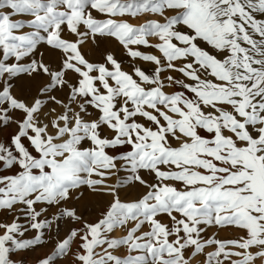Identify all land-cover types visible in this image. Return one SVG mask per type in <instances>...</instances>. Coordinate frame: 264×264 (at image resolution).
Segmentation results:
<instances>
[{
    "label": "snow or ice",
    "instance_id": "1",
    "mask_svg": "<svg viewBox=\"0 0 264 264\" xmlns=\"http://www.w3.org/2000/svg\"><path fill=\"white\" fill-rule=\"evenodd\" d=\"M4 9L0 131H12L0 140V167L16 169V174L0 175V211L26 206L30 227L39 233L51 221L39 219L46 209L37 210V204L59 205L81 185L115 197L98 222L73 229L40 264H55L75 240L82 250L75 254L78 264H190L185 250L191 248L194 257L209 245L215 251L207 254L205 264L264 261V0H0ZM169 10L175 14L167 15ZM93 11L107 19H97ZM144 14L163 17V22L134 26L115 19ZM12 15L33 17L30 26L36 31L16 35L24 25ZM65 32L76 39H65ZM97 37L114 38L133 60L155 65L152 74L140 68L133 74L123 71L111 53L105 63L89 62L81 47ZM149 37L159 43L150 44ZM41 43L61 53L57 69L43 59L21 63ZM133 46L154 47L161 55ZM166 69L192 81L167 76V86L179 85L193 98L163 91ZM201 70L215 82L202 79ZM69 73L77 83L67 79ZM21 74L46 78L31 103L13 94V79ZM57 89L68 90L67 103L52 94ZM50 102L63 111L44 112ZM89 105L98 113L95 119L85 118ZM103 128L111 130V138L101 135ZM85 140L91 148H81ZM171 140L179 145L173 147ZM118 146L130 150L121 156L106 151ZM117 160L130 166V182L148 189L136 202L122 203L116 186L105 183ZM140 170L154 173L159 183L148 184ZM161 214L170 217L171 226L157 219ZM59 215L81 219L74 209H61ZM129 222L134 226L126 235L108 238ZM145 224L150 230L141 233ZM201 226H233L245 234L238 240H204ZM0 230V264H14L10 254L42 243L41 234L19 239L24 231L15 219L0 223ZM122 247L124 257L109 251Z\"/></svg>",
    "mask_w": 264,
    "mask_h": 264
},
{
    "label": "rangeland",
    "instance_id": "2",
    "mask_svg": "<svg viewBox=\"0 0 264 264\" xmlns=\"http://www.w3.org/2000/svg\"><path fill=\"white\" fill-rule=\"evenodd\" d=\"M7 9L0 10V12H7ZM97 19L103 20L107 19V17L102 14L92 13ZM175 13L171 10L168 11L167 15L171 16ZM11 18L14 21H18L23 24L24 27L17 30L15 32L16 35H30L33 31H36L33 27L30 26V21L33 19L31 16L27 15H12ZM117 20H124L131 25L140 26L149 21H159L163 22V17L144 14L138 17H116ZM181 31H185L186 29L183 26H178ZM83 30V29H82ZM41 35H46L42 31ZM65 39L75 40L76 38L71 34L65 32ZM149 43L155 45L159 43L158 39L155 37H149ZM201 46L205 47L204 43L201 42ZM133 50H139L145 54H152L156 56H160L161 54L154 47H145V46H133ZM210 50V49H209ZM82 54L84 57L91 63L100 64L105 63V55L111 53L114 58L121 64V68L123 71L133 74L135 68H140L146 74L151 75L155 65L144 62L140 59L133 60L126 53V50L114 39L110 37H97L96 41L93 42L91 39L86 41V43L81 47ZM43 59L44 63L48 64L52 69H57L61 63V53L57 50H53L48 47L46 44L41 43L37 45L35 52L29 57H25L21 63H28L31 59ZM11 62H15L14 59ZM183 62H176L177 67H181ZM111 69L110 65H107ZM95 73H93L94 75ZM167 76H173L175 79L183 80L185 83H192L187 78H185L181 73L175 72L173 70L166 69L161 74V79L164 80L165 87L163 91L166 94H173L175 92H184L188 98H193V94L188 92L186 89H183L179 85H173L172 87H168V81L166 80ZM201 78L213 80L214 78L208 76L206 73H203L201 70ZM67 79L71 83H77V77L73 73H69ZM46 78L37 77L35 79L27 77L24 74H21L19 77L13 79L14 87L12 89L13 94L19 98L23 99L28 103L33 101V98L38 96V89L42 87L46 83ZM67 89L64 90H54L53 95H56L57 99H60L67 103ZM72 107L74 110L78 111V105L73 103ZM52 108H56L57 112L63 111V109L54 103H49L44 112H49ZM207 111V109H205ZM55 114H53L54 116ZM98 113L95 109H93L90 105L88 106V115L85 117L86 119H95ZM47 122V121H45ZM137 122L145 124V126L153 127L150 122L143 120L142 118H137ZM12 129H8L7 131H0V140L6 139L8 135L11 133ZM201 134L207 136L208 134L201 130ZM101 135L104 137L111 138L113 135L111 130L107 128H103L101 130ZM171 144L173 147H177L179 145V141L171 140ZM90 141H82L81 148L87 149L91 148ZM130 150V146H118L114 149H106L109 155L121 156ZM35 154V153H34ZM117 169L113 171L109 175V178L105 180L107 185L116 186L115 191L122 203H131L136 202L143 195L146 194L148 189L140 185L137 182H130L129 177L132 175L130 166L125 165L123 161L117 160ZM162 170L167 171L168 169L164 166H161ZM16 174V169H4L0 167V175H14ZM38 174V172H37ZM139 174L148 184H156L159 181L156 180L154 173L148 172L146 170H140ZM93 179H99V177H92ZM167 183L172 184L173 186H177L180 190H183L182 186L177 185L175 182L168 181ZM115 199L114 196L106 194V190H102L100 192H93L91 189L87 187V185H81L79 189H75L72 191L71 198L67 201L61 202L59 205H49L47 203L37 204L35 205L37 210L41 208L46 209L39 217L40 220H49L51 224L37 233L36 230L31 229L30 225L32 221L27 213L26 206L17 205L16 210L14 212H8L7 210L0 211V223L10 224L14 219L21 225V230L24 231V235L22 237H18L19 239H34L37 234H41L42 243L34 246L33 248L21 250L17 253L10 254L11 259L14 261V264H40V261L47 258V256L51 255L55 249V246L58 242L65 239L68 234L73 230H81L84 228V224H94L98 222L103 214L107 212L109 206ZM74 209L77 216L81 217L79 221H73L70 218L62 217L59 215L61 209ZM179 219V214L174 213ZM157 219L163 223L171 226V219L165 214H161L157 217ZM134 226V222H129V224L124 228H117L113 232L108 234V238H121L126 235L127 230ZM204 230L201 233V237L204 240L207 239H216L220 241H229V240H238L245 233L242 230H239L233 226L228 227H218V226H201ZM149 227L147 224L142 226L141 233L145 231H149ZM137 233V235L141 234ZM0 234H2V230H0ZM116 234V235H115ZM170 239H172L170 237ZM79 240H75L71 245V251L68 255L64 257H58L55 261V264H78L75 260V254L82 251L79 248ZM232 251H238V249H231ZM113 251L114 255L124 257L127 255V249L122 247L117 250H109ZM215 251V245L207 246L203 253L198 254L196 256H191L192 249L189 248L185 250V257L189 259L190 264H205L207 259V254ZM250 251L255 252L257 249L253 248ZM96 252L99 254H103L102 248H97ZM135 254V253H134ZM191 259V260H190ZM222 259V257H221ZM232 259H238V257H232ZM225 264H230V261H225ZM256 264H264V261L257 260Z\"/></svg>",
    "mask_w": 264,
    "mask_h": 264
},
{
    "label": "bare ground",
    "instance_id": "3",
    "mask_svg": "<svg viewBox=\"0 0 264 264\" xmlns=\"http://www.w3.org/2000/svg\"><path fill=\"white\" fill-rule=\"evenodd\" d=\"M116 235V234H115ZM215 239V238H214ZM191 260V259H190Z\"/></svg>",
    "mask_w": 264,
    "mask_h": 264
}]
</instances>
